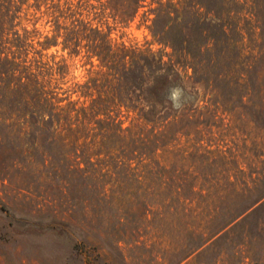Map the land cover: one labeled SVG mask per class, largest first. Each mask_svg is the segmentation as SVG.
<instances>
[{
  "label": "rangeland",
  "instance_id": "rangeland-1",
  "mask_svg": "<svg viewBox=\"0 0 264 264\" xmlns=\"http://www.w3.org/2000/svg\"><path fill=\"white\" fill-rule=\"evenodd\" d=\"M7 9L47 92L0 107V264H264V0Z\"/></svg>",
  "mask_w": 264,
  "mask_h": 264
},
{
  "label": "trees",
  "instance_id": "trees-1",
  "mask_svg": "<svg viewBox=\"0 0 264 264\" xmlns=\"http://www.w3.org/2000/svg\"><path fill=\"white\" fill-rule=\"evenodd\" d=\"M14 17L9 9L0 11V107L22 109V111L31 107L30 118L34 119L36 115L34 116L33 110H36V107L38 108L46 100L47 90H44L39 80V75L42 73L41 67L44 65L41 62L38 64L37 60H40L33 58L31 61L36 62V70H31L32 63H23L27 61L25 55L27 45L30 43L26 41L25 35L12 31V24L8 27L5 25L7 21L12 22ZM6 18L8 20L5 22ZM172 46L175 49L174 43ZM167 73L168 68L166 67ZM52 118L53 116L50 115L49 120H53Z\"/></svg>",
  "mask_w": 264,
  "mask_h": 264
}]
</instances>
